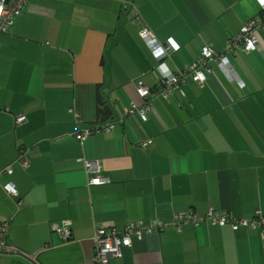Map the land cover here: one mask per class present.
Listing matches in <instances>:
<instances>
[{
  "label": "crops",
  "instance_id": "obj_1",
  "mask_svg": "<svg viewBox=\"0 0 264 264\" xmlns=\"http://www.w3.org/2000/svg\"><path fill=\"white\" fill-rule=\"evenodd\" d=\"M261 15L256 0H31L0 36V223L11 219L7 242L21 252L0 254V264H96L97 230L130 221L209 208L264 215V29L256 51L226 54L235 79L212 61L204 84L187 74L168 98L158 91L159 65L180 75ZM100 84L116 131L77 142L79 126L101 124ZM141 84L152 92L145 121L132 110L145 103ZM78 158L101 162L110 183L90 187ZM63 220L67 241L55 230ZM109 262L264 264V230L188 224L134 238Z\"/></svg>",
  "mask_w": 264,
  "mask_h": 264
},
{
  "label": "built area",
  "instance_id": "obj_2",
  "mask_svg": "<svg viewBox=\"0 0 264 264\" xmlns=\"http://www.w3.org/2000/svg\"><path fill=\"white\" fill-rule=\"evenodd\" d=\"M31 0H0V34L6 33L9 28L14 24V20L19 17L26 5ZM262 10V15L255 17L247 21L241 28L238 35L232 38L225 50L217 52L210 47H204L200 56L196 58L191 66L186 69L180 75H175L170 72L164 64L158 66L159 70L162 71V79L158 90L160 95L164 98H168L171 94L172 89L175 86L183 84L187 74H191L195 82L204 84L206 82V73L211 72V62L215 61L219 64L220 69L225 74L233 73V68L227 62L226 54L234 53L236 50H242L250 53L258 49L260 45V38L258 37L257 30L264 29V0H256ZM140 36L145 40L148 45L151 46L155 56L158 59L165 58V54L160 55L155 47L154 42L156 41L155 35L148 29H142ZM166 51L168 49L171 52H177L180 49L179 46L173 43H167ZM164 46V47H165ZM163 53V51H161ZM169 52V51H168ZM163 78H168L164 80ZM141 98L145 100L142 106H133L132 110H137L140 117L145 120L146 114L151 110V103L149 98L152 92L143 87L142 84L137 90ZM157 94V92H156ZM157 96V95H156ZM26 121L25 116H17V122L22 123ZM116 129L114 123L108 124H94L91 126H79L77 131L74 133V139L77 142H83L87 138L95 134L111 133ZM152 144L151 140L144 142L142 146L146 147ZM76 164L83 166L86 169L88 175H92L89 178V186H102L110 183L109 178L101 177L99 174L102 172L101 162L87 161L83 158L75 160ZM7 173L11 174L12 170L7 169ZM5 191L12 196L17 195V191L12 187V184L4 186ZM208 221L213 226L225 227L231 226L234 231H238L241 228L256 229L260 228L264 230V215L258 212L256 219L252 220H240L231 216L227 212L217 211L214 208H209L204 216H199L193 211L188 213L175 214L170 222H164L162 220H152L151 222H134L130 221L122 232H118L114 228L111 229H100L97 230L94 237L92 238L93 245L98 247L94 261L96 264H110L109 260L112 258H122L123 249L125 247H131L134 238H141L145 234H150L155 231H163L169 228H176L179 231L183 230L185 225H193L194 227L199 226L202 222ZM11 219H8L0 223V253L1 254H20V250L15 246H11L7 242L11 227ZM70 222L63 220L55 228L56 233L64 240H70L72 236V229Z\"/></svg>",
  "mask_w": 264,
  "mask_h": 264
},
{
  "label": "water",
  "instance_id": "obj_3",
  "mask_svg": "<svg viewBox=\"0 0 264 264\" xmlns=\"http://www.w3.org/2000/svg\"><path fill=\"white\" fill-rule=\"evenodd\" d=\"M102 85L97 86V102H98V112L97 123H106L110 119H114V113H116L115 104L110 103V99L106 101L104 94L101 92ZM110 103V104H109Z\"/></svg>",
  "mask_w": 264,
  "mask_h": 264
},
{
  "label": "trees",
  "instance_id": "obj_4",
  "mask_svg": "<svg viewBox=\"0 0 264 264\" xmlns=\"http://www.w3.org/2000/svg\"><path fill=\"white\" fill-rule=\"evenodd\" d=\"M21 15H22V14H21ZM21 15H20V16H21ZM20 16H19V17H20ZM19 17H17V18L14 20V24L16 23V21H17V19H18ZM253 19H254V18H253ZM14 24L9 28V30H8L6 33H3V34L1 33L0 36H3V35L8 34L9 31H10V30L12 29V27L14 26ZM0 45H1V40H0ZM200 55H201V54H200ZM192 64H193V63H192ZM208 74H209V73H206V76H207ZM206 80H207V79H206ZM141 120H142V121H145L146 119L143 120V119L141 118ZM108 123H114V122H113V121H110V122H106V123H103V124H108ZM114 124H115V123H114ZM115 125H116V124H115ZM114 131H116V129H115ZM114 131H113V132H114ZM113 132H111V133H113ZM101 134H102V133H101ZM87 161H89V160H87ZM217 211H219V210H217ZM220 211H221V210H220ZM222 212H226V211H222ZM227 213H229V212H227ZM229 214H230V213H229ZM257 214H258V213L256 212V215L254 216L253 219H256ZM230 215H231V214H230ZM231 216H233V215H231ZM233 217H234V216H233ZM235 218H236V217H235ZM237 219H240V218H237ZM240 220H244V219H240ZM225 227H229V228L232 229V227L229 226V225H227V226H225ZM258 229H259V228H258ZM232 230H233V229H232ZM233 231H234V230H233Z\"/></svg>",
  "mask_w": 264,
  "mask_h": 264
},
{
  "label": "rangeland",
  "instance_id": "obj_5",
  "mask_svg": "<svg viewBox=\"0 0 264 264\" xmlns=\"http://www.w3.org/2000/svg\"><path fill=\"white\" fill-rule=\"evenodd\" d=\"M165 48L167 49V45L165 46ZM168 51L169 52H171V50L170 49H168ZM161 59V58H160ZM228 62V61H227ZM229 63V62H228ZM233 72H234V70H233ZM224 73V72H223ZM173 74V73H172ZM225 74V73H224ZM225 75H227V76H229L230 78H233V79H235V76L233 75V73H231V75L229 74H225ZM164 80H168V78H163ZM89 178H90V176H89ZM88 183H89V181H88ZM115 230H117V229H115ZM118 231V230H117ZM119 232V231H118ZM93 247H94V250H96V251H98V247H96L95 245H93Z\"/></svg>",
  "mask_w": 264,
  "mask_h": 264
},
{
  "label": "clouds",
  "instance_id": "obj_6",
  "mask_svg": "<svg viewBox=\"0 0 264 264\" xmlns=\"http://www.w3.org/2000/svg\"><path fill=\"white\" fill-rule=\"evenodd\" d=\"M1 254V253H0ZM3 255H8V254H3Z\"/></svg>",
  "mask_w": 264,
  "mask_h": 264
},
{
  "label": "bare ground",
  "instance_id": "obj_7",
  "mask_svg": "<svg viewBox=\"0 0 264 264\" xmlns=\"http://www.w3.org/2000/svg\"><path fill=\"white\" fill-rule=\"evenodd\" d=\"M211 73V72H210Z\"/></svg>",
  "mask_w": 264,
  "mask_h": 264
}]
</instances>
